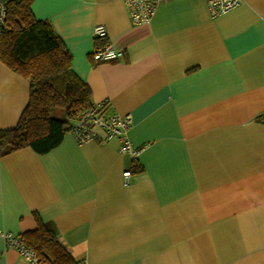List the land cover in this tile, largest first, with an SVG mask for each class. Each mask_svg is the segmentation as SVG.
I'll return each mask as SVG.
<instances>
[{"label": "crops", "instance_id": "1", "mask_svg": "<svg viewBox=\"0 0 264 264\" xmlns=\"http://www.w3.org/2000/svg\"><path fill=\"white\" fill-rule=\"evenodd\" d=\"M32 11L93 105L131 116L144 171L117 138L23 148L0 158V230L21 236L37 215L85 264H264V0L218 16L205 0H170L140 26L125 0H33ZM96 26L122 60L93 61ZM29 98L30 81L0 62V130ZM0 264L30 263L0 237Z\"/></svg>", "mask_w": 264, "mask_h": 264}, {"label": "trees", "instance_id": "2", "mask_svg": "<svg viewBox=\"0 0 264 264\" xmlns=\"http://www.w3.org/2000/svg\"><path fill=\"white\" fill-rule=\"evenodd\" d=\"M33 0H11L8 29L0 36V62L30 81L29 103L18 124L0 130V158L30 147L45 155L57 148L80 114L95 107L91 90L72 69V55L52 25L38 20ZM99 45L105 42L101 41ZM112 115L113 112L104 111ZM133 163V171L143 167ZM37 228L20 237L40 264H79L60 243L53 224L35 215Z\"/></svg>", "mask_w": 264, "mask_h": 264}, {"label": "built area", "instance_id": "3", "mask_svg": "<svg viewBox=\"0 0 264 264\" xmlns=\"http://www.w3.org/2000/svg\"><path fill=\"white\" fill-rule=\"evenodd\" d=\"M10 1L0 0V36L8 29L7 12ZM168 1L170 0H125V3L133 24L140 26L149 23L158 7ZM205 2L211 14L218 16L237 8L242 0H205ZM93 36L96 40H105V43L97 47L92 54L95 63L120 61L124 58L123 51L118 50L111 42L107 41L108 33L104 26H96ZM104 113V110L98 107L83 112L71 128V134L80 145L91 141L105 143L117 138L122 142L120 153L136 160L140 149L127 138V132L132 124L131 116ZM123 177L124 185L128 186L131 171L124 172ZM0 237L4 238L8 248L18 251L30 264H40L36 253L26 246L20 236L0 230ZM79 264L85 263L79 262Z\"/></svg>", "mask_w": 264, "mask_h": 264}]
</instances>
